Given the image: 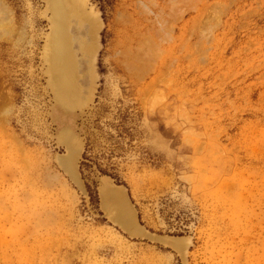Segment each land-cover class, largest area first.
<instances>
[{"label": "rangeland", "instance_id": "rangeland-1", "mask_svg": "<svg viewBox=\"0 0 264 264\" xmlns=\"http://www.w3.org/2000/svg\"><path fill=\"white\" fill-rule=\"evenodd\" d=\"M79 1L93 77L66 109L48 1L0 0V264H264V0ZM104 180L183 255L113 222Z\"/></svg>", "mask_w": 264, "mask_h": 264}, {"label": "bare ground", "instance_id": "bare-ground-1", "mask_svg": "<svg viewBox=\"0 0 264 264\" xmlns=\"http://www.w3.org/2000/svg\"><path fill=\"white\" fill-rule=\"evenodd\" d=\"M47 1L48 7L51 11L50 32L49 36L47 37L48 40L45 50V59L48 62L47 72L49 76V82L53 87L54 96L61 107L66 109L76 108L86 102V100L90 99V93L87 94V91H85L86 93L84 92V95L87 94L86 98H83V94L81 95V83L79 84V78L81 75L79 70L82 71L86 68L84 66L85 69H83L79 61L87 54H89L91 57L93 55L92 53L95 54V51L92 48L94 44L95 49V43L93 40H91L89 44H86L84 36L81 35L74 37L70 28L74 27V24L71 26L73 20L77 22L79 29L84 26L83 24L87 23L89 25L90 39H92V36H94L92 26L94 27L95 23L91 21H93L94 17L84 11L85 9L82 8V4L79 0L78 1L80 5L78 4L77 0ZM85 29H87V26ZM94 29L96 30V27H94ZM73 30L76 31L74 28ZM75 44L77 45L76 47H74ZM137 55L139 56V54ZM86 62L83 64L85 65ZM87 74L89 75V78L93 77L91 72ZM83 77L80 79L82 80L85 78L84 81L88 82L86 77ZM86 82H84V85ZM85 88L86 86H84L83 90H85ZM70 134L71 133L68 132L66 133L65 130L60 134L61 141H63L66 146H68V153L65 156L66 158H60V162L67 169L68 173L72 177H75L76 159L77 155L79 154V147H77V144H73L71 142L72 139ZM100 196L102 202L101 205L113 222L118 224L131 235L145 234L142 227L136 221L134 212L127 201L123 190L114 187L110 182L104 180L101 182ZM173 244L178 249H182L185 245H187V242H185L184 238L176 237L173 238Z\"/></svg>", "mask_w": 264, "mask_h": 264}, {"label": "water", "instance_id": "water-1", "mask_svg": "<svg viewBox=\"0 0 264 264\" xmlns=\"http://www.w3.org/2000/svg\"><path fill=\"white\" fill-rule=\"evenodd\" d=\"M77 171H78V166H77ZM73 180V179H72ZM75 181V180H74ZM76 182V181H75ZM78 185H80L81 186V182H80V178H79V175H78V182H76ZM115 185V184H114ZM120 186V185H119ZM122 187V186H121ZM123 188V187H122ZM124 189V188H123ZM125 191V190H124ZM126 193V192H125ZM126 196H127V194H126ZM127 198H128V196H127ZM129 199V198H128ZM130 201V200H129ZM131 203V202H130ZM132 204V203H131ZM137 221H138V219H137ZM139 223V222H138ZM140 224V223H139ZM118 225V224H117ZM141 225V224H140ZM119 226V225H118ZM142 226V225H141ZM122 228V227H121ZM142 228L144 229V232H145V234H142V235H139V234H137V235H134V236H145V237H147V238H150V239H156V240H159V241H161V242H164V243H166V244H169V245H171V246H173L176 250H178L180 253H181V255H183V253H184V251H185V249H186V246L184 247V248H182V249H178L177 247H175L174 246V244H173V237H163V236H156V235H153L152 233H150L149 231H147L143 226H142ZM123 229V228H122ZM124 230V229H123ZM127 232V231H126ZM129 233V232H128ZM130 234V233H129ZM188 243V242H187Z\"/></svg>", "mask_w": 264, "mask_h": 264}]
</instances>
